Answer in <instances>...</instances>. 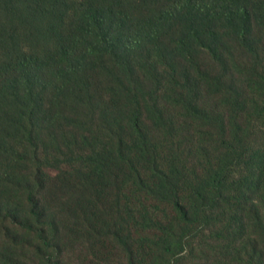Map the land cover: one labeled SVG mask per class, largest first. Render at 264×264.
<instances>
[{"label":"rangeland","instance_id":"rangeland-1","mask_svg":"<svg viewBox=\"0 0 264 264\" xmlns=\"http://www.w3.org/2000/svg\"><path fill=\"white\" fill-rule=\"evenodd\" d=\"M89 1L111 10L121 55L82 49L34 95L0 96V264H250L264 251V0H243L247 36L191 26L179 0H0V67L53 49Z\"/></svg>","mask_w":264,"mask_h":264},{"label":"trees","instance_id":"trees-1","mask_svg":"<svg viewBox=\"0 0 264 264\" xmlns=\"http://www.w3.org/2000/svg\"><path fill=\"white\" fill-rule=\"evenodd\" d=\"M210 1H213L210 3ZM179 0L177 4V13L185 16L184 19L193 26L199 20L224 21L227 27L233 29L241 36L250 34L252 28V15L246 7L243 0ZM111 10L101 4L89 1L84 8L75 16L74 23L68 29V32L58 33L54 38V47L45 54L29 52L23 50L15 56V59L0 67V96L7 91H21L34 95L37 91L36 79L38 75H48L52 70L57 68L65 69L70 66V59L82 49H87L92 53L96 52V48L103 49L112 53L114 56H120L123 51L119 38L122 36L118 31H113V25L110 23ZM164 18L157 22L156 26H161ZM156 26L153 31L156 30ZM154 34V32H152ZM217 32H213V45L210 47L212 51L217 52L218 44L216 37ZM122 39L124 37L122 36ZM36 83V84H35ZM25 90V91H24ZM25 94V95H26ZM24 95V94H23ZM23 96L18 97L21 100ZM24 102V101H23ZM136 133L143 138L142 145L148 142L147 134L144 132L140 117L136 116L133 123ZM143 146V147H144ZM224 182L222 174L217 171L206 177L202 184L203 189L217 190L222 187ZM203 192V191H201ZM33 210H36V203L31 198ZM176 217L184 224L193 223L197 213L194 209H189L188 205L179 202ZM33 214L39 219L40 213L35 211ZM14 220L18 219L16 214L12 215ZM256 220L261 221V217L255 216ZM245 225H241L244 229ZM44 232H40V237ZM42 238V237H41ZM182 242L169 241L165 247L167 254H175L182 247ZM260 243L254 247L256 255L250 258V264H264V251ZM261 248V249H260ZM256 258L258 261H256ZM132 264H137L133 262Z\"/></svg>","mask_w":264,"mask_h":264}]
</instances>
